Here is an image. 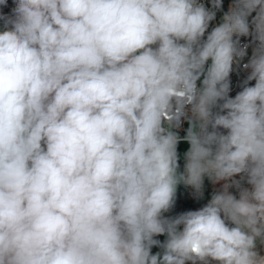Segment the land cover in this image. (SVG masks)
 <instances>
[{
	"label": "clouds",
	"instance_id": "1",
	"mask_svg": "<svg viewBox=\"0 0 264 264\" xmlns=\"http://www.w3.org/2000/svg\"><path fill=\"white\" fill-rule=\"evenodd\" d=\"M0 264H264V0H0Z\"/></svg>",
	"mask_w": 264,
	"mask_h": 264
},
{
	"label": "built area",
	"instance_id": "2",
	"mask_svg": "<svg viewBox=\"0 0 264 264\" xmlns=\"http://www.w3.org/2000/svg\"><path fill=\"white\" fill-rule=\"evenodd\" d=\"M227 4H228V0H225V10H226V8H227ZM242 41H244V38H242ZM244 73L243 72H241L240 73V75L238 76L236 73H233V75H232V86H233V88H232V95H234L235 94V92H237V91H239L240 89H239V81L241 80V79H243V77H244ZM206 189H208L209 190V192H210V184H207V182H206ZM186 191V196H187V199H188V201H190V196H189V190H185ZM208 199V198H207ZM206 199V200H207ZM206 200L204 201V202H206ZM203 202V203H204ZM200 206V205H199Z\"/></svg>",
	"mask_w": 264,
	"mask_h": 264
},
{
	"label": "water",
	"instance_id": "3",
	"mask_svg": "<svg viewBox=\"0 0 264 264\" xmlns=\"http://www.w3.org/2000/svg\"><path fill=\"white\" fill-rule=\"evenodd\" d=\"M207 193H210L208 189H206V197H205V200L207 198H209V196L207 195ZM184 196H185V199L188 201L187 196H186V191L184 192ZM204 201H201L200 204H202ZM200 204H196V203L191 202V201H188V202H180V204H179V210L198 207Z\"/></svg>",
	"mask_w": 264,
	"mask_h": 264
},
{
	"label": "rangeland",
	"instance_id": "4",
	"mask_svg": "<svg viewBox=\"0 0 264 264\" xmlns=\"http://www.w3.org/2000/svg\"><path fill=\"white\" fill-rule=\"evenodd\" d=\"M211 190H212V186L210 185V192H211Z\"/></svg>",
	"mask_w": 264,
	"mask_h": 264
},
{
	"label": "trees",
	"instance_id": "5",
	"mask_svg": "<svg viewBox=\"0 0 264 264\" xmlns=\"http://www.w3.org/2000/svg\"><path fill=\"white\" fill-rule=\"evenodd\" d=\"M210 198V197H209Z\"/></svg>",
	"mask_w": 264,
	"mask_h": 264
}]
</instances>
